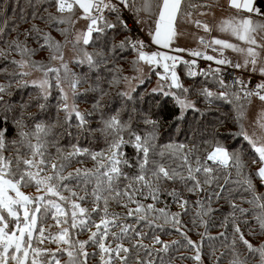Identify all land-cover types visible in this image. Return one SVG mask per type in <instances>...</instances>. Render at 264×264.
<instances>
[{
  "label": "snow or ice",
  "instance_id": "1",
  "mask_svg": "<svg viewBox=\"0 0 264 264\" xmlns=\"http://www.w3.org/2000/svg\"><path fill=\"white\" fill-rule=\"evenodd\" d=\"M215 2L216 0H29L33 7L30 18L43 21L45 28L32 23L22 33L23 40L20 39L21 34H18L14 39L4 42L5 48H0V61L4 62L0 65V75L5 76L8 81L0 83V108L3 109L0 112V125L9 123L7 113L12 105L5 100V96L11 95L13 88L31 86L37 89L38 96L35 99L44 101L38 104L41 112L46 111V102L53 88L59 92V102L56 106L55 123L36 121L33 116L31 128L25 123L23 112L29 102L22 103L19 116L11 118L18 139L7 140V127H0V264H61L60 257L64 255L68 258L64 264H87L89 257L95 256H99L100 264H171V260L166 261L161 254L167 253L180 241L169 243L155 234L157 229L163 231L168 224L184 236L188 246L196 250V255L191 258L203 264L200 254L203 238L197 243L182 231L180 216L187 214L190 206L189 200L184 198L185 192L196 195L207 193L204 199L194 202L199 209L196 217L204 224L207 221L203 217L217 210L211 207V201L227 196L231 212L225 217L221 227L226 229L231 223L233 239L230 245H226L233 257L229 264H248V257L241 259L236 251L237 239L246 247L249 257L258 255L261 264H264V245L254 246L245 238L237 222L241 221L249 226L255 222L261 233H264V194L258 193L253 180V176L257 177L261 186H264V109L256 121L261 135L255 132L249 134L244 126L252 98L256 97L264 103V8L257 4V0H228V6L236 9L237 15L223 19L215 28L220 33L235 37L245 46L228 39L212 37L206 40L204 36H200L198 41L205 51L172 47L173 42L184 34L180 31L181 25L193 24L202 28L205 33L212 32L213 26L198 17L212 14ZM105 11L115 15L116 23L105 17ZM125 14L135 24L147 25L149 41L128 35L119 44H112L111 51H135L136 58L132 61V66L136 72L142 71L139 68L141 62L149 65L150 69H163L162 73H156L159 77L157 87L149 95L162 98L156 101L161 109L169 99L173 100L178 109L173 122H182L188 111L198 114L201 112L196 107V102L190 98L191 93H196L203 97L206 105L217 102L234 105L233 119L239 125V131L221 134L214 127L212 138L204 141L202 148L196 146L190 149L184 144L169 143L158 149L156 141L159 119H152L149 114L139 116L145 128L150 129L142 132L139 120L136 128H133L132 113H135V109L127 120L121 119L124 109L116 110L113 115L106 113L103 97L108 93L99 87V77L94 81L96 87L85 90V93H98L92 111L82 112L79 109L76 99L85 93L79 92L78 88L88 82V76L87 73L80 75L69 67L70 61L65 59V49L71 45V52L78 66L87 65L90 71L97 69L108 59L106 53L89 52L85 46L95 43L93 33L101 34L106 29H115L117 25L132 32L128 20L124 19ZM21 19L27 20L28 17L22 15ZM81 19L88 21L84 30L76 28ZM4 27V24H0V36L4 35ZM53 30L63 39L54 37ZM29 39L38 47H30ZM151 45L177 53L189 52L192 57L214 61L217 67L198 72L195 70L196 59L184 60L167 51H146ZM44 49L50 51L46 61L33 59L37 51ZM207 49H211L214 54H207ZM227 49L242 55L243 61H233L225 56L224 51ZM13 52L18 53L20 58H14ZM178 63L185 65V75L188 78L194 79L198 75L207 77L211 74L215 83L223 90L213 92L207 87H186L176 71ZM9 64L14 66L11 72ZM221 66L246 70L250 74L249 78L236 76L231 84L226 83ZM33 71H38L41 78L26 79ZM256 74L262 78L254 87H249L252 84L251 76ZM121 80L139 81L141 84L145 82L143 76L116 74L108 82L109 87L119 84ZM118 95L132 99L129 92H120ZM61 111L65 114L63 134L72 136L73 130L77 133V136H73L77 143L71 145V151L58 146L53 135ZM97 114L99 125L93 127L91 121ZM73 118L76 120L74 126ZM224 122L217 121L220 125ZM97 132L103 137L105 148L93 151L80 147L78 137L85 134L94 136ZM221 135L231 137L234 143L228 145L219 138ZM241 140L255 154L256 158L252 163H256L258 159L261 165L255 173L248 169L244 159L246 150L242 145L236 146ZM6 145H11L13 155L4 154ZM126 147L134 149V159L128 157L124 150ZM50 148H55V155ZM81 157L94 161V167L76 168L65 174L73 162H83ZM133 167L136 172L129 175L126 169ZM73 183L80 192L74 190L71 186ZM169 184L179 187L169 190ZM30 186L35 187L36 194H28L22 190ZM65 192L68 194L64 195ZM234 192L241 195V203L232 199ZM244 193L251 198L244 196ZM163 196L170 197L183 212H172L166 201L164 207H156ZM147 200L152 203H145ZM85 203H91L92 207L83 206ZM113 203L126 211H113ZM242 203L251 207L244 208ZM249 215L252 216V221L247 219ZM96 217L99 218L98 221ZM49 219L54 224H48ZM53 227L58 231L53 233ZM92 227L96 231H91ZM145 228L149 231H144ZM83 232H90L87 240L78 238ZM219 237L226 239L224 232L219 233ZM145 239H151L152 243H144ZM124 241H127V246ZM45 242L55 243L57 248L48 249L44 247ZM157 244L160 248H156ZM87 247H94L96 251L88 252ZM223 256L224 253H221L216 258L217 264Z\"/></svg>",
  "mask_w": 264,
  "mask_h": 264
},
{
  "label": "trees",
  "instance_id": "2",
  "mask_svg": "<svg viewBox=\"0 0 264 264\" xmlns=\"http://www.w3.org/2000/svg\"><path fill=\"white\" fill-rule=\"evenodd\" d=\"M50 10L54 11V9ZM32 11L33 7L29 4V0H0V24L5 25L4 35L0 36V48H5L6 44L4 42L14 39L18 34H21L20 39L23 40L24 36L22 35V33L25 29L29 28L32 23L38 24L41 28H45V23L43 21L39 19L32 20L30 18ZM78 14L80 13L78 12ZM22 15L24 17H28V19H21ZM104 15L109 21H111L112 23H116V17L114 14L105 11ZM133 24L135 25V27L134 29H132V32L123 30L119 25H117L115 29H106L104 33H93L95 43H90L85 47L88 48L90 52H105L108 59L103 61L97 69L92 71L88 70L87 65L78 66L75 63V60L72 62L73 71L77 72L80 75L87 73L88 76V82L81 84L78 88V91L81 93H85L86 89L96 87L97 85L94 83V81H96L97 77H99V87L104 89L108 93V95L103 97V107L106 113H108L109 115H113L115 114L116 110L124 109L121 113V119L127 120L129 118V114L132 113L133 109H135V113H132L134 115L133 128H136L139 116L143 114H149L152 119L158 118L160 121L158 130L159 135L156 141L158 149H162L169 143L184 144L190 149L196 146H200L202 148L203 142L212 138L214 127L221 134L226 132L239 131V125L233 119L234 105L225 102H217L213 105H206L203 97L199 96L196 93H191L190 98L196 102V107L201 109V112L198 114L195 111H188L186 112L185 119L182 122H180L179 124L174 123L173 117L178 113V109L174 105L173 100L169 99L167 104L161 109L157 105L156 101L162 98L159 96L149 95L151 90L155 88V83L158 78V75L156 73L163 72V69L160 67L151 69V74L147 76L145 82L142 84L139 83L137 86H135V89L130 92V96L132 97L131 100L118 95V93L120 92H126L124 89L125 81L121 80L119 84H113L111 87H109L108 82L112 80L113 75L118 74L127 76V74L133 70L132 61L136 58V52L130 49L119 50L116 53H113L111 51V45L119 44L124 39V37L128 35L139 37L140 39L145 41L148 38L146 34L147 25H137L134 21ZM52 35L58 40L63 39L60 34L54 30L52 31ZM28 44L30 47H38V45L31 39H29ZM145 50L154 51L155 48L151 45ZM49 55L50 51L48 49H44L37 51L33 59L46 61ZM12 56L16 59L20 58L19 54L16 52H13ZM183 59L189 61L191 60L184 57ZM3 63V61H0V65H3ZM210 67L212 69H215L214 66ZM208 68L209 67L199 69L197 67L195 70L199 72L200 70H207ZM8 69L11 72L14 70V66L9 64ZM185 69V65H183L182 63H178L176 70L186 87L192 85H195L197 88L207 87L213 92L223 90L219 87V85L215 83L214 77L211 74H209L207 77L198 75L197 77L192 79L188 78L185 75ZM221 72H223V69H221ZM7 82V78L3 75H0V83ZM53 91L54 92H52V95L46 102L48 104V107L44 112H41L38 107V104L44 103V101H38L37 99H35L38 96V90L31 86L21 89L13 88L11 95L5 96V100L12 105V108L7 113L10 118L9 123L7 125H0V127H7L8 129L6 136L7 140L18 139V137L16 136V129L11 123V118L13 116H19L21 110L20 105L24 102H29V106L23 109L25 123L29 128H31L32 124L34 123V121L32 120L33 116H35L36 121L43 120L48 123L56 122V106L59 102V92L55 88H53ZM97 95V92L89 91L84 95L77 97L76 103L79 109L82 112L92 111V105ZM82 107H84V109ZM209 108H211V111H208ZM2 111L3 109L0 108V112ZM64 115V112H59V123L58 126L54 129L53 135L58 141V146L71 151V145L77 143V140L73 139V136H77V133L73 130L72 136L63 134ZM219 120H224V124H218L217 121ZM75 123L76 120L75 118H73V126L75 125ZM91 123L93 127H98V114L96 115V118L91 121ZM139 125L142 132L150 130L145 128L142 120H139ZM125 138L127 139V136H125ZM219 138L224 140L228 145H232L234 143L231 137L221 135ZM78 139L80 147L82 148H89L93 151H100L101 149L106 147L105 141L99 132H97L94 136H88L87 134H85L84 136L78 137ZM241 145L246 150L244 159L247 162L248 169L252 173H255L256 170L260 167V163L258 159L256 163H252V160L256 157L255 154L249 149L247 143L241 140L236 144L237 147H240ZM124 150L130 159L135 158V151L132 147H126ZM50 151H52V153L55 155V148H50ZM4 154L6 156L14 154L11 145H6ZM80 159L83 162H73L71 166L66 169L65 174H67V172L74 171L76 168L94 167V161H92L90 158L81 157ZM126 171L129 173V175H134L136 169L133 167L130 169H126ZM220 175H223V173H220ZM233 176H235V173H233ZM253 180L256 184L258 193L264 194V186H261L260 180L255 176H253ZM221 183L223 184V180H221ZM71 186L74 188V190L80 192V189L77 188L74 183ZM167 187L169 188V190H171L172 187L179 186L169 184L167 185ZM26 188L33 189L34 187L30 186ZM210 191L211 188L209 187V192ZM81 194L83 193L81 192ZM206 195L207 193L200 195L187 192L184 193V198L189 200L190 206L188 208L187 214H182L180 216L182 231L186 233L188 238L197 243H200L203 238V244L202 248L200 249V254L201 257H204V264H217L216 258L220 257L221 253H224V256L219 260V264H229V261L233 257L226 245H230L233 239L231 223L228 224V227L226 229L221 227V224L224 223L225 217H227L231 212L229 198L225 196L218 201L216 199H213L211 201V207L217 210L203 217V220L207 221V223L204 224L200 222V218L196 217V212L199 209L194 202L197 199H204ZM243 195L247 196L249 199L251 198L247 193H244ZM232 199L235 200L236 203H241V195L239 193L234 192L232 195ZM165 201L168 203L172 212H183L180 206L176 203H173L171 198L167 196L161 197V203H158L156 207H164ZM145 203H152V201L147 200L145 201ZM83 206L88 208L92 207L91 203H85ZM242 206L244 208L251 207L247 203H242ZM130 207H135V205H130ZM112 210L117 212L126 211V209L121 208L114 203L112 204ZM247 219L249 221H252V216L249 215ZM194 220L195 222H193ZM128 222L131 223L132 221ZM157 222L161 223L162 221ZM237 222L240 224L245 238L249 240L254 246L259 247L260 245H264V233H261L259 227L255 222H252L250 226L245 225L241 221ZM113 230L118 231V229ZM144 231L148 232L149 230L145 228ZM221 232L225 233L226 239L219 237V233ZM155 234L159 235L162 240L169 243L172 241H180L178 245L170 248L167 253L161 254L166 261L171 260V264H199L198 261L191 258L196 255V250L193 247L188 246L184 236H182L180 232L174 231L170 224L165 225L163 231L157 229L155 231ZM208 237H212V239H209ZM124 243L127 246V241H124ZM144 243L151 244L152 241L151 239H145ZM235 247L236 251L240 254L241 259H243L244 257H248V264H261L260 257L258 255L249 257L248 250L239 241V239H237ZM156 248H160V245L157 244Z\"/></svg>",
  "mask_w": 264,
  "mask_h": 264
},
{
  "label": "rangeland",
  "instance_id": "3",
  "mask_svg": "<svg viewBox=\"0 0 264 264\" xmlns=\"http://www.w3.org/2000/svg\"><path fill=\"white\" fill-rule=\"evenodd\" d=\"M209 2H211V0H209ZM220 5L221 6H219L218 3L215 2L213 8L211 9V13L212 14L198 17L199 19L206 20L211 26H213V30H212V32L210 34L209 33H205L202 28H197L193 24L181 25L180 26V31H182L184 34L173 42V45H172L173 49L176 48V47H179V48H185V49H196V50L205 51V49H203V47L199 44L198 37H200V36H204L206 40L207 39H211L212 37H219V38H223V39H228V40H230L231 42H234V43H239V44H241V46H245L243 44V42H240V41L236 40L235 37H231V36H229L226 33H220V32H218L216 30L215 26L218 25L223 19H226L229 16L237 15V12H235L233 10L226 9L225 6H223L222 4H220ZM124 19H125V16H124ZM87 24H88V21L81 19L76 24V28L78 30H84L86 28ZM132 29H134V27ZM146 41H149V37L146 39ZM152 46H154V48H155L154 51H157V50H159V51H167V52H169L170 55H179L182 58L184 57V58L191 59V60L192 59H196L197 63L201 62V64H203V65L206 63L207 67H210V66H214L215 68L217 67V65H216V63L214 61H208V60H205V59L200 58V57H192L189 52L177 53V52L169 50V49L159 48V47H157L155 45H152ZM87 51H89L88 48H87ZM206 51H207V54H209V55L214 54L211 49H207ZM224 55L227 56L228 58L232 59L233 61H237V60H239L241 62L243 61V56L242 55L234 53L230 49L225 50L224 51ZM262 55H264V54H262ZM65 59L70 61L69 67L73 70L72 62L74 61V56H73V54L71 52V45H69L68 48L65 49ZM226 67H230V66H221V69H224ZM139 68L142 71L136 72V71L132 70V71H130L127 74V76L128 77H131V76H143L146 79L147 76H149L151 74L150 66L145 64L144 62L140 63ZM237 70L239 71L240 76H243L245 79L249 78L250 74H249L248 71L241 70V69H237ZM185 71H187V69H185ZM254 76L255 77L257 76L258 81L262 78L258 74L252 75L251 77H254ZM40 78H41L40 77V73L38 71H33L31 76L27 77L28 80H32V79H37L38 80ZM158 80H159V77L156 80L155 88L157 87ZM139 83H140L139 81H125V88L124 89H125L126 92H129V94H130V92H132L133 89H135V86H137ZM249 87H250V85H249ZM251 87H254V86H251ZM65 88L67 90V86H65ZM52 92H54L53 89H52ZM69 95H71V93H69ZM82 108L84 109V107H82ZM262 109H264V103H262L258 98L253 97L251 104L247 108V118L244 121V126H245L246 130L249 132V134H252L253 132H255L257 135H261L262 134L260 128L258 127V125L256 123L257 118L259 116V113L261 112ZM234 116H235V111H234ZM22 190L25 191L28 194H36L35 187L33 189L23 188ZM63 194L67 195L68 193L65 192ZM96 219L98 221L99 218H96ZM48 224H54V221L49 219L48 220ZM46 227H47V225H46ZM57 231H58L57 228H55V227L52 228V232L53 233H55ZM91 231H96L95 227H92ZM89 235H90V232H83V233L79 234L78 238L80 240H87ZM44 247H46L48 249H51V250H55L57 248V245L55 243L45 242ZM201 248H202V246H201ZM87 251L88 252H93V251H96V249L94 247H87ZM201 258H202V261H203L204 257H201ZM67 259L68 258H67L66 255L61 256L60 257L61 264H64V262ZM87 264H100L99 256L89 257ZM199 264H200V262H199Z\"/></svg>",
  "mask_w": 264,
  "mask_h": 264
},
{
  "label": "built area",
  "instance_id": "4",
  "mask_svg": "<svg viewBox=\"0 0 264 264\" xmlns=\"http://www.w3.org/2000/svg\"><path fill=\"white\" fill-rule=\"evenodd\" d=\"M125 19L128 20L130 28L135 27V25L133 24V20L130 18V16L128 14H125ZM157 47H159V46H157ZM159 48H161V47H159ZM197 66L200 69L207 67L206 63L203 65V64H201V62L200 63L198 62ZM222 74H223V79L225 80V82H227L229 84H231L233 82L234 77L240 76L239 71L237 69H233L232 67L224 68ZM251 79H252V84L250 86H254L257 83L258 78H257V76L256 77L254 76V77H251Z\"/></svg>",
  "mask_w": 264,
  "mask_h": 264
},
{
  "label": "crops",
  "instance_id": "5",
  "mask_svg": "<svg viewBox=\"0 0 264 264\" xmlns=\"http://www.w3.org/2000/svg\"><path fill=\"white\" fill-rule=\"evenodd\" d=\"M216 2L218 3L219 6H221L220 4H222L223 6H225L226 9L233 10V11L237 12L236 9H234V8H230V7L228 6V0H216ZM257 4H258L260 7L264 8V0H257Z\"/></svg>",
  "mask_w": 264,
  "mask_h": 264
}]
</instances>
